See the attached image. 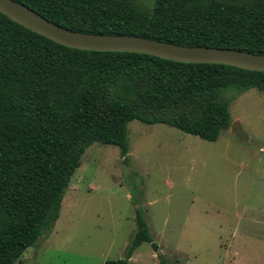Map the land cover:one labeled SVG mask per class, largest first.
I'll return each instance as SVG.
<instances>
[{
  "label": "trees",
  "instance_id": "trees-1",
  "mask_svg": "<svg viewBox=\"0 0 264 264\" xmlns=\"http://www.w3.org/2000/svg\"><path fill=\"white\" fill-rule=\"evenodd\" d=\"M13 1L79 33L264 55V0H155L151 10L135 0ZM252 89L264 93V73L74 50L0 13V264H20L51 231L92 145L127 160L133 121L217 142L232 126L225 94ZM135 221L126 257L105 264H135L144 243L160 250L146 211L137 208Z\"/></svg>",
  "mask_w": 264,
  "mask_h": 264
},
{
  "label": "rangeland",
  "instance_id": "rangeland-1",
  "mask_svg": "<svg viewBox=\"0 0 264 264\" xmlns=\"http://www.w3.org/2000/svg\"><path fill=\"white\" fill-rule=\"evenodd\" d=\"M153 9L155 0H135ZM232 126L211 143L171 126L129 124L131 151L95 143L64 196L59 220L20 264L124 259L146 211L157 252L135 264H264V93L229 91Z\"/></svg>",
  "mask_w": 264,
  "mask_h": 264
},
{
  "label": "water",
  "instance_id": "water-1",
  "mask_svg": "<svg viewBox=\"0 0 264 264\" xmlns=\"http://www.w3.org/2000/svg\"><path fill=\"white\" fill-rule=\"evenodd\" d=\"M0 13L21 27L66 48L97 53H131L183 64H208L264 73V55L212 47H185L134 36L95 35L63 28L13 0H0ZM235 122L232 130H238Z\"/></svg>",
  "mask_w": 264,
  "mask_h": 264
}]
</instances>
